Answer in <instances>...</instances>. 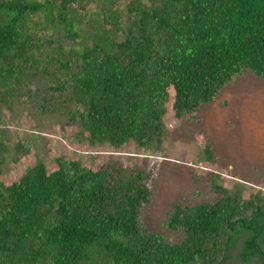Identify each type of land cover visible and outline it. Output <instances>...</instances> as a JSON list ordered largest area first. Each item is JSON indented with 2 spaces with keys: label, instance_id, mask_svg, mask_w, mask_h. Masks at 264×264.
I'll use <instances>...</instances> for the list:
<instances>
[{
  "label": "trees",
  "instance_id": "trees-1",
  "mask_svg": "<svg viewBox=\"0 0 264 264\" xmlns=\"http://www.w3.org/2000/svg\"><path fill=\"white\" fill-rule=\"evenodd\" d=\"M245 71L264 79V0H0V104L22 93L43 113L69 102L68 123L94 148L158 145L167 118L200 122ZM3 138L0 264H225L239 240L240 264H264L260 190L209 170L214 198H181L167 212L165 226L182 233L172 243L142 219L158 166L58 156L11 181Z\"/></svg>",
  "mask_w": 264,
  "mask_h": 264
},
{
  "label": "rangeland",
  "instance_id": "rangeland-1",
  "mask_svg": "<svg viewBox=\"0 0 264 264\" xmlns=\"http://www.w3.org/2000/svg\"><path fill=\"white\" fill-rule=\"evenodd\" d=\"M93 5L89 2V7ZM57 105L54 112L37 111L26 93L20 99L14 97L9 108L0 104V131L8 147L3 152V179L17 180L38 161L50 168L58 156L77 157L90 166L107 160L142 169L158 166L152 201L144 208L142 219L148 229L172 243L180 241L182 233L165 226L167 212L181 198L212 200L215 195L209 188V170L219 172L228 186L238 180L244 183L245 192L264 193V79L250 71L234 77L216 100L201 108L200 122L167 118L161 143L149 148L133 142L119 149L91 147L77 137L78 126L68 123L71 104ZM198 130L210 139L214 166L203 160L206 154L203 142L198 141ZM18 142H28V149H17ZM240 242L230 249L225 264H240ZM250 264L258 263L252 259Z\"/></svg>",
  "mask_w": 264,
  "mask_h": 264
},
{
  "label": "crops",
  "instance_id": "crops-1",
  "mask_svg": "<svg viewBox=\"0 0 264 264\" xmlns=\"http://www.w3.org/2000/svg\"><path fill=\"white\" fill-rule=\"evenodd\" d=\"M252 261V260H251Z\"/></svg>",
  "mask_w": 264,
  "mask_h": 264
}]
</instances>
